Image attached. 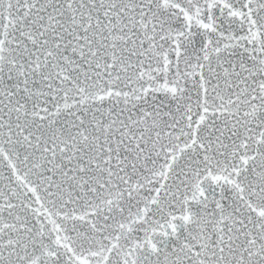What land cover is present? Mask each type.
<instances>
[{
    "label": "snow or ice",
    "instance_id": "1",
    "mask_svg": "<svg viewBox=\"0 0 264 264\" xmlns=\"http://www.w3.org/2000/svg\"><path fill=\"white\" fill-rule=\"evenodd\" d=\"M0 264H264V0H0Z\"/></svg>",
    "mask_w": 264,
    "mask_h": 264
}]
</instances>
